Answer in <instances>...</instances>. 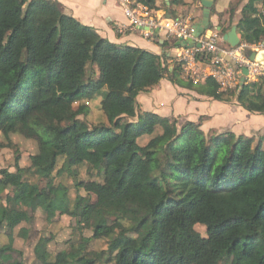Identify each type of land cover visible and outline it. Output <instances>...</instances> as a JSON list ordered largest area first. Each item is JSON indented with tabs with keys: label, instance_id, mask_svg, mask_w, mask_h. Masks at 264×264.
<instances>
[{
	"label": "trees",
	"instance_id": "trees-1",
	"mask_svg": "<svg viewBox=\"0 0 264 264\" xmlns=\"http://www.w3.org/2000/svg\"><path fill=\"white\" fill-rule=\"evenodd\" d=\"M133 1L150 11H171V3ZM241 3L235 24L241 43L264 42V0H237L231 12ZM167 53L115 44L57 0H0V133L6 139L0 148L18 135L35 143L30 161L39 175L46 176L60 156L68 168L87 163L102 174L100 182L78 183L96 197L76 221L92 235L70 244L66 262L50 259L48 238L42 237L34 247L40 264H218L225 258L264 264V132L257 143L231 131L207 137L199 123L178 127L175 118L137 110V95L166 77L263 114L264 75L245 81L240 91H221L212 77L200 83L182 77L181 63L171 66ZM97 98L105 121L79 126L77 117L89 110L80 101ZM142 135L152 136L145 145L138 143ZM18 162L15 171L0 169L3 185L23 184L28 168ZM50 193L67 202L63 186L51 185ZM24 207L74 215L34 191L19 190L0 207V227L19 225ZM100 207L129 219L130 226L106 220ZM104 236L110 237L107 250L86 255L87 242ZM11 244L0 247V264H24Z\"/></svg>",
	"mask_w": 264,
	"mask_h": 264
},
{
	"label": "rangeland",
	"instance_id": "rangeland-1",
	"mask_svg": "<svg viewBox=\"0 0 264 264\" xmlns=\"http://www.w3.org/2000/svg\"><path fill=\"white\" fill-rule=\"evenodd\" d=\"M235 2H237V0H231V4H235ZM193 3L197 4L196 0H192V4ZM231 4L221 13V16L217 14L219 17L218 24H221V28L224 30H229L231 28V26H227L228 18L230 17L232 18L230 20H233V17H231L233 15L230 8ZM181 14V16L191 18L193 21L199 18L198 15L195 16V10L190 6L183 8ZM208 31L211 33L218 32L219 35H223L221 29L217 30L215 23L212 22L209 23ZM262 43L263 42L260 44ZM255 45L256 44H251L245 47L244 52L247 49H252ZM260 47L261 46H258L259 49ZM174 64L177 63L175 59H172L170 65L173 66ZM80 102L86 104L89 110L87 114H82L77 117L79 126L105 121V116L99 106L100 98L92 100L83 99ZM74 106L76 108L78 102H76ZM138 106L139 105H137V109L139 110ZM247 112L249 113V111ZM250 114L254 113L250 112ZM159 132L160 128L157 127L155 133ZM206 136L209 137V133L206 134ZM151 137L152 136L149 135H142L138 138V143L140 145H145ZM10 138L12 141L11 146L0 148V169L6 168L9 171H15V160L18 157L19 165L22 168L28 169L24 173V182L19 188L3 185L0 181V207L5 205L7 198L13 197L17 191L29 190L40 194L46 202L67 207L69 212H74V215L61 213L59 210L44 211L42 208L31 211L30 208L24 207L23 220L19 225L12 230H9L7 227H0V247L12 243L11 245L14 250L17 249L21 251V260L24 264H40L41 255L35 252L34 247L42 237H45L48 238L46 247L50 254V259L66 262L67 254L71 250L70 244L76 247L78 242H81L83 238L92 235L91 229L81 227L76 221L78 220V216L84 213L86 206L96 201V197L94 193L87 191L83 186H79L78 183H86L88 181L100 182L102 181V174L87 163L68 168L64 165V157L60 156L56 165L49 170L46 176L39 175L31 168L30 161V155L36 150L35 143L30 139H24L18 135H12ZM0 142L6 143V139L1 133ZM51 185H61L66 189V203L57 201V197L50 193ZM97 210L103 218L110 222L117 220L126 228L131 224L129 219L119 216L111 208L100 207ZM75 212H77L78 215H76ZM195 227L202 236H206L205 226L197 224ZM109 241L110 237L105 236L98 239H90L85 247L86 255L93 258L95 253L106 251ZM14 255L16 254L14 253ZM95 264H113V262L108 263L99 260L96 261ZM218 264H231V259L225 258Z\"/></svg>",
	"mask_w": 264,
	"mask_h": 264
},
{
	"label": "crops",
	"instance_id": "crops-1",
	"mask_svg": "<svg viewBox=\"0 0 264 264\" xmlns=\"http://www.w3.org/2000/svg\"><path fill=\"white\" fill-rule=\"evenodd\" d=\"M60 2L67 13L71 14L82 24L93 28L100 36L107 38L111 42L124 46H137L156 54H161L166 50L168 55L174 58L175 50L167 46V35L163 29L157 30L158 38L154 35L145 37L141 29L133 27L124 14L123 5L120 0H57ZM171 6L170 10L159 9L153 11V15L160 17L181 16L183 8L190 6L195 10V16L199 18L194 21L197 23L203 15V7L200 0L197 4L192 0H157V5L163 3ZM231 0H214L210 10V23H215L218 30L217 14L222 13L229 7ZM192 4V5H191ZM242 3L233 11V20L228 18L227 24H236L240 17V7ZM228 31V30H226ZM171 62V60H170ZM137 105L140 112H152L161 117L175 118L180 127L188 121L199 123V127L204 134L220 133L231 131L236 135L244 134L253 136L255 142H259V136L264 132V113L250 114L238 104L225 103L214 100L197 93L194 90L186 89L174 85L166 77L162 78L155 86L137 95ZM138 110V109H137Z\"/></svg>",
	"mask_w": 264,
	"mask_h": 264
},
{
	"label": "built area",
	"instance_id": "built-area-1",
	"mask_svg": "<svg viewBox=\"0 0 264 264\" xmlns=\"http://www.w3.org/2000/svg\"><path fill=\"white\" fill-rule=\"evenodd\" d=\"M125 16L133 27L142 30L145 37H151L155 31L163 29L166 32L170 47L175 50L176 63H181V75L191 79L194 83H200L206 77L215 79L219 90H236L239 88L241 69L246 67L248 74L245 81H254L258 76L264 75V64L251 61L247 58L244 49L246 43L230 46L222 39L218 32L203 33L195 37L196 22L183 16H154L146 6L135 4L133 0H120ZM193 41L191 46L176 45L177 41ZM219 41V42H218ZM197 43L200 46H197ZM262 44H256L252 49L260 50ZM223 53L231 56L233 63L225 60Z\"/></svg>",
	"mask_w": 264,
	"mask_h": 264
},
{
	"label": "water",
	"instance_id": "water-1",
	"mask_svg": "<svg viewBox=\"0 0 264 264\" xmlns=\"http://www.w3.org/2000/svg\"><path fill=\"white\" fill-rule=\"evenodd\" d=\"M201 5L203 7V15L202 18L199 22L196 23L195 28V37H199L203 33H206L207 36L211 33L208 31V26L210 23V10L213 5L214 0H200ZM169 5V2H166ZM170 16V15H169ZM220 30V28L218 29ZM223 41H225L228 45L230 46H237L241 43L240 37L237 33L236 26L232 25L231 28L228 31H225L222 35ZM193 44V41H185V40H180L176 42V45H186V46H191ZM197 46H200L199 43H197ZM245 54L247 58L251 61H255L260 64H264V48L260 50H254V49H247L245 50ZM241 77L239 81V88L238 90L243 87L245 84V77L248 74V69L246 67H243L241 69Z\"/></svg>",
	"mask_w": 264,
	"mask_h": 264
},
{
	"label": "bare ground",
	"instance_id": "bare-ground-1",
	"mask_svg": "<svg viewBox=\"0 0 264 264\" xmlns=\"http://www.w3.org/2000/svg\"><path fill=\"white\" fill-rule=\"evenodd\" d=\"M223 56L225 58V60L229 61V62H232L233 63V59L231 58L230 55L226 54V53H223Z\"/></svg>",
	"mask_w": 264,
	"mask_h": 264
}]
</instances>
